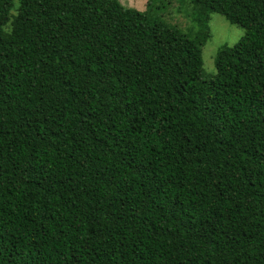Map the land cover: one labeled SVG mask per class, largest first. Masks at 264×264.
Masks as SVG:
<instances>
[{"label":"trees","instance_id":"16d2710c","mask_svg":"<svg viewBox=\"0 0 264 264\" xmlns=\"http://www.w3.org/2000/svg\"><path fill=\"white\" fill-rule=\"evenodd\" d=\"M153 1L0 0V264H264V0Z\"/></svg>","mask_w":264,"mask_h":264},{"label":"rangeland","instance_id":"374dc122","mask_svg":"<svg viewBox=\"0 0 264 264\" xmlns=\"http://www.w3.org/2000/svg\"><path fill=\"white\" fill-rule=\"evenodd\" d=\"M119 2L123 6L143 11L146 0H119ZM160 2V0H155L151 4V11L158 19L175 26L176 29L187 34L195 30L190 23L189 17L186 15L187 10H180L178 12L175 0H164L163 3ZM160 6H162V9H160ZM156 7L159 9H156ZM208 28L209 39L200 50L202 78L214 75L213 57L216 50L221 46H232L243 35L241 28L230 25L216 13L209 14ZM4 30H6L5 27Z\"/></svg>","mask_w":264,"mask_h":264}]
</instances>
